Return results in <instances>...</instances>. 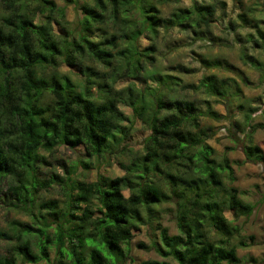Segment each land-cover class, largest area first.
Returning a JSON list of instances; mask_svg holds the SVG:
<instances>
[{"label":"trees","instance_id":"16d2710c","mask_svg":"<svg viewBox=\"0 0 264 264\" xmlns=\"http://www.w3.org/2000/svg\"><path fill=\"white\" fill-rule=\"evenodd\" d=\"M65 1L78 15L72 23L54 0H0V200L31 216L30 222L12 220L0 229V264H126L132 230L151 223L162 202L173 204L177 232L158 225L153 248L175 263L138 264L236 261L237 248L248 243L225 212L247 217L253 204L232 184L229 158L217 156L206 142L212 133L201 125L195 102L170 95L180 78L150 68L161 33L177 27L205 35L215 21L216 1L189 0L166 16L159 5L168 0ZM238 2L241 9L227 29L249 28L247 41L264 55V9ZM141 38L148 44L142 46ZM240 56L264 72V63L245 52ZM201 63L220 66L221 60ZM124 78L129 83L118 88ZM139 79L144 86L136 85ZM230 87L229 78L207 75L193 90L226 97ZM120 105L149 131L142 151L120 163L122 175L88 181L70 167L65 175L44 177L46 157L60 145H81L94 159L123 149L130 126ZM251 112L242 149L246 161L264 164L263 149L252 141L264 121L250 123ZM82 167L87 170L89 162ZM51 184L62 198L38 202Z\"/></svg>","mask_w":264,"mask_h":264},{"label":"rangeland","instance_id":"374dc122","mask_svg":"<svg viewBox=\"0 0 264 264\" xmlns=\"http://www.w3.org/2000/svg\"><path fill=\"white\" fill-rule=\"evenodd\" d=\"M54 1L58 6L65 8V19L72 23L78 16L73 5L66 3L65 0ZM215 1V21L205 35L204 32L197 35L190 29L177 27L163 31L156 40L154 66L151 64L149 66L160 73L180 78V85L173 88L170 95L195 102L202 112L201 125L208 129L207 133H212L206 142L215 148L217 156L224 154L229 158L234 175L232 184L236 186L245 202L253 204L252 213L247 217L233 218L232 212H225L226 217L240 225L241 233L248 243L237 248L236 261L226 264H264V164L246 161L242 149V145L247 141L242 128L248 111L253 110L250 123L258 124L264 121L261 113L264 109V72L252 66L249 60H245V56L244 58L240 56L245 52L247 56L250 55L264 63V55L252 46L251 41H247L249 28L238 27L234 31L227 29L228 22L233 20L241 9L239 0ZM244 3L255 6L258 3L260 6L257 7L264 9V0H242V4ZM189 5V0H168L159 7L166 16L176 7ZM261 19L263 21L260 24L264 27V13ZM54 29L58 31L57 25ZM140 44L147 45L148 40L141 38ZM201 59L221 60V64L206 67L201 63ZM62 70H66V67H62ZM207 75L230 79L231 87L226 97L208 96L201 90H193L198 81ZM134 82L140 87L145 85L142 79ZM128 83L129 80L124 78L119 80L116 86L120 88ZM182 85L185 87H181ZM120 108L127 117L124 124L130 126V135L122 141L123 149L120 147L111 155L94 159L85 153L81 145L74 148L60 145L53 153L47 155V163L42 169L44 177L51 173L65 175L64 169L70 167L76 169L78 176L88 181L95 180L99 174L108 177L122 175L124 171L120 163L128 161L132 152L141 150L149 131L139 119L132 118L130 108L123 105H120ZM252 141L264 151V127L255 128ZM83 161L89 162L87 170L82 167ZM163 188L166 189L165 186ZM60 194L58 187L51 184L39 192L38 202L50 198L60 199L62 198ZM124 194L128 195L127 190H124ZM173 211V204L162 202L156 206L155 218L151 223L141 224L132 230L133 235L127 244L131 260L129 259L126 264H138L143 259H166L175 263L169 257L163 258L158 255L153 248V242L158 240V225L165 227L169 234L177 232ZM12 220L30 222L31 216L28 211L7 206L0 200V229L7 228V223ZM3 241H0V254L4 253ZM15 264L50 263L45 260L37 263L18 260Z\"/></svg>","mask_w":264,"mask_h":264}]
</instances>
